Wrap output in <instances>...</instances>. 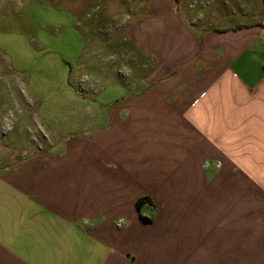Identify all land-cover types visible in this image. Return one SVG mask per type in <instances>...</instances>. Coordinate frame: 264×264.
<instances>
[{"label":"crops","instance_id":"0c3cea01","mask_svg":"<svg viewBox=\"0 0 264 264\" xmlns=\"http://www.w3.org/2000/svg\"><path fill=\"white\" fill-rule=\"evenodd\" d=\"M223 5L147 0L125 95L0 178V264H264V0Z\"/></svg>","mask_w":264,"mask_h":264},{"label":"rangeland","instance_id":"374dc122","mask_svg":"<svg viewBox=\"0 0 264 264\" xmlns=\"http://www.w3.org/2000/svg\"><path fill=\"white\" fill-rule=\"evenodd\" d=\"M229 2L179 0L178 14L199 22L198 11L205 12L198 25L229 26L242 18L214 20L206 11ZM146 3L0 0V178L22 159L96 130L90 126L102 105L124 96L134 81L127 31Z\"/></svg>","mask_w":264,"mask_h":264},{"label":"trees","instance_id":"16d2710c","mask_svg":"<svg viewBox=\"0 0 264 264\" xmlns=\"http://www.w3.org/2000/svg\"><path fill=\"white\" fill-rule=\"evenodd\" d=\"M142 201H144V200H139L138 202H137V204H136V206H137V209L140 207V205L142 204ZM143 220H144V218H143Z\"/></svg>","mask_w":264,"mask_h":264},{"label":"built area","instance_id":"2783aa9c","mask_svg":"<svg viewBox=\"0 0 264 264\" xmlns=\"http://www.w3.org/2000/svg\"><path fill=\"white\" fill-rule=\"evenodd\" d=\"M120 225H121V222H118V223H117V227H120Z\"/></svg>","mask_w":264,"mask_h":264}]
</instances>
